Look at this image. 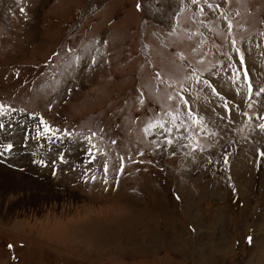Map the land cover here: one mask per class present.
Returning a JSON list of instances; mask_svg holds the SVG:
<instances>
[{"label":"rangeland","instance_id":"374dc122","mask_svg":"<svg viewBox=\"0 0 264 264\" xmlns=\"http://www.w3.org/2000/svg\"><path fill=\"white\" fill-rule=\"evenodd\" d=\"M261 125L264 0H0V264H264Z\"/></svg>","mask_w":264,"mask_h":264},{"label":"bare ground","instance_id":"6f19581e","mask_svg":"<svg viewBox=\"0 0 264 264\" xmlns=\"http://www.w3.org/2000/svg\"><path fill=\"white\" fill-rule=\"evenodd\" d=\"M250 67H251V66H250ZM230 71H231V72H234L235 70H234L233 68H231ZM234 74H235V73H234ZM231 75H232V74H231ZM235 78H236V76H234V78H233L234 81H233V82H235ZM241 78H242V76H241ZM236 79H237V78H236ZM240 80H241V79H240ZM231 81H232V79H231ZM241 81H242V80H241ZM233 82H231V85H232V86H233V84H232ZM237 82H238V81H237ZM225 83H227L226 86H227V85H230V84H229V79H227ZM242 83H243V81H242ZM235 84H236V83H235ZM240 84H241V83H240ZM234 86H235V85H234ZM238 86H240V85H238ZM236 89H237V88H236ZM237 91H238V90H237ZM235 92H236V91H235ZM242 92H243V91H242ZM248 92H249V91H248ZM238 96H239V95H238ZM240 114H241V113H240ZM218 122H219V121H218ZM218 122H217V123H218ZM0 139H1V137H0ZM12 141H13V140H12ZM12 141H10L9 144H12V143H13ZM246 145H247V144H246ZM18 150H19V149H18ZM11 155H12V154H11ZM7 170H8V169H5L4 167H0V175H1V174H2V175H5V173L9 174L10 172L8 173ZM28 180H29V179H28ZM22 182H26V183H28V181H22ZM33 182H34V181H33ZM31 183H32V182H31ZM5 186H6V185H5ZM7 186H8V185H7ZM32 186H34V188H41V187H42V186H40V185H38V184H37V185H33V184H32ZM6 188H9V187H6ZM42 188H43V187H42ZM28 189H29V188H28ZM44 189H46L47 191H49L47 188H44ZM44 189H43V191H45ZM40 190H41V189H40ZM49 193H50V192H49ZM40 202H41V201H40Z\"/></svg>","mask_w":264,"mask_h":264},{"label":"snow or ice","instance_id":"6c2138e0","mask_svg":"<svg viewBox=\"0 0 264 264\" xmlns=\"http://www.w3.org/2000/svg\"><path fill=\"white\" fill-rule=\"evenodd\" d=\"M21 11L23 12L24 11V8H21ZM237 51H239V50H237ZM242 60H243V56H241V61ZM93 63H95L94 60H93ZM185 103H187V101H185ZM161 127H163V125H161ZM260 127H261V129H264V125H261ZM167 143L171 144L172 141L171 140H168ZM7 147H8V149H11L12 146L11 145H8ZM93 179H95V178H93ZM249 242H251V238H249Z\"/></svg>","mask_w":264,"mask_h":264},{"label":"crops","instance_id":"0c3cea01","mask_svg":"<svg viewBox=\"0 0 264 264\" xmlns=\"http://www.w3.org/2000/svg\"><path fill=\"white\" fill-rule=\"evenodd\" d=\"M192 198H194V197H192Z\"/></svg>","mask_w":264,"mask_h":264}]
</instances>
